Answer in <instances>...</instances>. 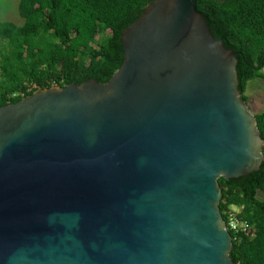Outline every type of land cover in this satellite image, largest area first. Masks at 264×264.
Masks as SVG:
<instances>
[{"label":"water","instance_id":"obj_1","mask_svg":"<svg viewBox=\"0 0 264 264\" xmlns=\"http://www.w3.org/2000/svg\"><path fill=\"white\" fill-rule=\"evenodd\" d=\"M196 2L149 3L108 81L0 106V264H236L219 178L264 138Z\"/></svg>","mask_w":264,"mask_h":264},{"label":"trees","instance_id":"obj_2","mask_svg":"<svg viewBox=\"0 0 264 264\" xmlns=\"http://www.w3.org/2000/svg\"><path fill=\"white\" fill-rule=\"evenodd\" d=\"M154 0H19L22 25L0 22V106L37 89L108 81L123 62L122 30ZM213 35L236 51L243 99L251 80L264 79V0H197ZM264 138V112L255 113ZM226 222L236 212L250 223L233 235L236 264H264V162L239 178H219Z\"/></svg>","mask_w":264,"mask_h":264},{"label":"rangeland","instance_id":"obj_3","mask_svg":"<svg viewBox=\"0 0 264 264\" xmlns=\"http://www.w3.org/2000/svg\"><path fill=\"white\" fill-rule=\"evenodd\" d=\"M19 0H0V22H13L17 25L24 23L19 13ZM246 94L249 97V106L254 113L264 112V79L251 80L248 83ZM259 198L264 200V191H259Z\"/></svg>","mask_w":264,"mask_h":264},{"label":"built area","instance_id":"obj_4","mask_svg":"<svg viewBox=\"0 0 264 264\" xmlns=\"http://www.w3.org/2000/svg\"><path fill=\"white\" fill-rule=\"evenodd\" d=\"M250 228V223L245 220H242L236 212H229L227 229L231 232V234L233 232L235 237H237L240 233L247 232Z\"/></svg>","mask_w":264,"mask_h":264}]
</instances>
